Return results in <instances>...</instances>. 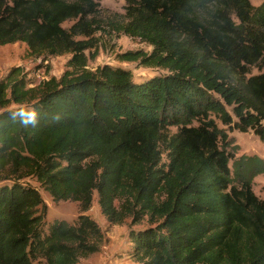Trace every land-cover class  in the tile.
<instances>
[{
    "label": "trees",
    "instance_id": "obj_1",
    "mask_svg": "<svg viewBox=\"0 0 264 264\" xmlns=\"http://www.w3.org/2000/svg\"><path fill=\"white\" fill-rule=\"evenodd\" d=\"M99 10L98 0H0V45L71 54L58 77L33 82L12 67L0 79V264H78L98 251L103 232L83 213L94 191L108 223L146 219L129 232L135 264H264V201L251 186L264 166L234 159L210 117L264 142V0H123L107 25L151 50L120 59L165 70L142 81L86 66ZM28 177L53 201H76V220L45 229Z\"/></svg>",
    "mask_w": 264,
    "mask_h": 264
},
{
    "label": "rangeland",
    "instance_id": "obj_2",
    "mask_svg": "<svg viewBox=\"0 0 264 264\" xmlns=\"http://www.w3.org/2000/svg\"><path fill=\"white\" fill-rule=\"evenodd\" d=\"M100 10L97 17L100 20L101 28L94 32L96 45L85 50L87 56V67L90 69L103 64L113 67H120L130 70L135 81H142L154 75L165 73V70L142 65L139 61H124L120 55L126 51L142 50L149 52L151 47L138 38L124 34H117L107 25L112 19L123 18V0H98ZM254 6H258L263 0H249ZM73 21H66L62 25L68 27ZM70 53L49 56L46 59L30 56L26 52V45L21 41L0 45V79L6 75L12 67H20L25 72L27 79L37 82L49 75L58 77L66 68ZM252 74L259 71L252 67ZM229 110V108H227ZM216 125L224 129L230 145L227 149L234 154V159L243 157H256L262 161L264 166V142L261 141L252 130L241 132L232 126L224 125L220 119L211 115ZM170 133L176 131L175 127L169 128ZM233 159V160H234ZM230 166L232 160L229 161ZM232 168V167H231ZM259 170V171H258ZM251 176V186L255 195L264 201V168L258 169ZM25 182L38 189L45 205V229L48 224L59 220L73 223L77 215L81 213L76 201L65 200L55 202L47 191L39 186L35 178L28 177ZM96 191L93 192V200L89 209L83 213L90 215L103 232L99 249L87 256L79 258L78 264H135L130 257L129 251L131 242L129 239L130 229L138 230L148 226L146 219L132 223L131 218H126L120 224L108 223L101 214L96 200ZM42 261L35 260L33 264H40Z\"/></svg>",
    "mask_w": 264,
    "mask_h": 264
}]
</instances>
